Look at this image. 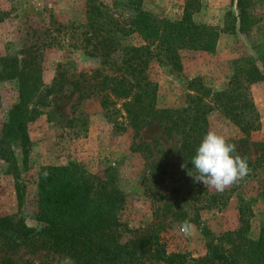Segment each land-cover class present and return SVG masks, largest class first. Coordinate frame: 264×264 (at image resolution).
Returning <instances> with one entry per match:
<instances>
[{
    "label": "rangeland",
    "instance_id": "rangeland-1",
    "mask_svg": "<svg viewBox=\"0 0 264 264\" xmlns=\"http://www.w3.org/2000/svg\"><path fill=\"white\" fill-rule=\"evenodd\" d=\"M95 1L108 6L121 27H126L134 14L126 0ZM184 1L141 0L139 10L173 21L181 16ZM198 2V11L191 15L197 25L221 28L225 13L236 12L232 0ZM250 2L249 31L220 33L211 52L178 51L179 74L154 59L149 61L147 75L156 85L157 110L179 106L186 81L194 77H199L210 92L222 91L238 59H247L262 70L264 0ZM84 4L85 0H0V58L12 59L19 66L23 56L20 51L29 48L37 34L47 42L53 38L59 42L32 52L40 71L38 81L24 74L28 96L24 107L29 115L25 123L29 141L25 164L19 149L1 139L6 114L18 101L17 81H0V216H9L13 222L21 220L26 226L38 229L40 224L35 214L39 169L72 163L122 194L118 226L113 230L118 243L154 238L166 254L186 253L192 258L203 256L211 246L239 259L251 255L252 244L264 239V170L257 163L259 152L253 145L264 143V79L248 86L258 130L249 135L247 144L233 143L237 153L247 158L250 173L223 192L195 183L188 175L191 170L181 168L183 156L178 136L167 139L152 124L134 138L122 120H118L119 126H113L104 118L96 96L77 102L69 92V83L80 73L98 69L99 60L73 49L72 36L57 34L50 23L55 20L82 24ZM32 30L36 31L34 35ZM123 40L131 44L140 42L134 34ZM208 131H215L227 140L242 138L219 108L207 115ZM16 190L21 195L20 204ZM185 220L194 225L188 236L180 232L181 222ZM0 264L77 263L68 255L47 249L8 250L0 245Z\"/></svg>",
    "mask_w": 264,
    "mask_h": 264
},
{
    "label": "trees",
    "instance_id": "trees-1",
    "mask_svg": "<svg viewBox=\"0 0 264 264\" xmlns=\"http://www.w3.org/2000/svg\"><path fill=\"white\" fill-rule=\"evenodd\" d=\"M140 1L126 0V5L134 11L126 27L119 25L108 6L95 0H85L84 21L80 25L52 20L53 31L72 36L73 49L99 60L98 69L80 73L69 83V92L75 95L77 102L96 96L104 118L113 126H119L118 120H122L132 130L134 138L152 124L160 128L167 139L178 136L182 163L187 164L184 168L187 170L193 171L191 159L207 133V115L214 108H219L222 116L242 135L237 141H227L247 144L249 135L258 130V117L248 86L264 79V64L260 70L247 59L234 61L233 75L226 87L216 93L205 88L199 77L191 78L186 81L181 104L161 110L155 108L156 85L148 78L147 66L154 59L179 74L178 51L211 52L220 33L238 31L246 34L252 25L250 0H232L236 12L225 13L221 28L197 25L192 21L191 15L199 9L198 0H185L181 16L173 21L140 11ZM35 33L32 30V34ZM132 34L139 38V44L124 43L123 39ZM52 40L47 42L37 34L29 48L20 51L23 56L19 66L12 59L0 58V81L15 79L18 87V101L6 114L1 139L19 149L22 164L26 162L29 147L25 133L29 115L24 107L28 99L24 74L39 80L40 71L32 52L59 45L56 39ZM253 145L259 152L257 163L264 170V143ZM36 196L35 220L40 224L39 228H30L21 220L13 222L9 216H0V245L3 248L47 249L68 255L77 264H144L146 261L264 264V239L252 244V256L244 259L215 246L208 247L198 258L186 253L166 254L154 238L118 243L113 230L118 226L122 194L76 164L40 168ZM20 197L16 190L18 204Z\"/></svg>",
    "mask_w": 264,
    "mask_h": 264
},
{
    "label": "clouds",
    "instance_id": "clouds-1",
    "mask_svg": "<svg viewBox=\"0 0 264 264\" xmlns=\"http://www.w3.org/2000/svg\"><path fill=\"white\" fill-rule=\"evenodd\" d=\"M193 171H188L195 183H203L218 192L238 183L250 173L247 158L237 153V146L229 143L223 135L208 131L191 159ZM187 164H181L186 168ZM194 230L190 221L180 225L181 234L188 236Z\"/></svg>",
    "mask_w": 264,
    "mask_h": 264
}]
</instances>
